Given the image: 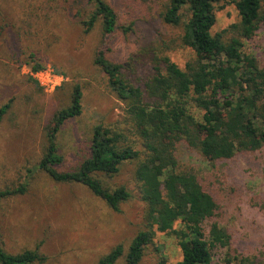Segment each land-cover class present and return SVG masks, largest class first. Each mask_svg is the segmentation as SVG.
<instances>
[{"label": "rangeland", "instance_id": "1", "mask_svg": "<svg viewBox=\"0 0 264 264\" xmlns=\"http://www.w3.org/2000/svg\"><path fill=\"white\" fill-rule=\"evenodd\" d=\"M107 1L118 13V28L104 35L99 25L85 32L82 22L93 10L88 0H0V107L10 104L0 123V190L29 182L26 194L0 204V235L9 252L35 249L46 255L47 261L40 264H98L118 244L128 251L138 231L145 229L146 204L135 177L137 160L123 163L115 174H94L110 190L124 186L130 191L131 197L118 209L82 183L58 182L36 169L47 149L49 127L59 110L71 104L76 84L83 91V110L56 136L60 171L76 170L89 157L98 124L131 137L126 104L95 64L97 51L129 64L127 75L136 85L153 74L156 56H168L181 68L195 57L192 48L178 41L182 26L167 24L161 17L169 0ZM235 1L228 0L217 11L212 34L239 20ZM261 4L264 10V0ZM129 25L131 30L124 31ZM244 49L264 67L263 25ZM41 70L58 76L57 83L40 85L35 74ZM194 113L202 118V111ZM133 145L143 149L138 142ZM179 162L180 170H193L214 189L236 251L264 252V146L211 161L185 143ZM225 251L215 252L212 264H223ZM162 257L175 263L182 259V250L174 235L158 232L139 264H159ZM124 263L121 258L116 264Z\"/></svg>", "mask_w": 264, "mask_h": 264}, {"label": "trees", "instance_id": "2", "mask_svg": "<svg viewBox=\"0 0 264 264\" xmlns=\"http://www.w3.org/2000/svg\"><path fill=\"white\" fill-rule=\"evenodd\" d=\"M88 2L93 10L82 22L85 32L98 25L104 35L116 31L118 13L114 6L107 0ZM227 3L228 0H169L161 17L167 24L182 26L178 41L192 48L195 57L181 68L168 56H156L154 72L142 85L128 77L129 64L114 62L104 50L97 51L95 64L106 74L113 93L126 104L130 138L123 130L98 124L89 157L76 170L58 169L62 157L56 136L67 120L82 113L80 84L73 87L71 104L59 110L49 127L47 149L36 169L58 182L86 185L113 209L131 197L130 191L124 186L110 190L94 174H115L123 163L138 161L135 177L146 204L145 229L138 231L128 251L118 244L98 264H116L121 258L124 264H139L158 232L174 235L182 250L181 260L169 263L162 257L159 264H212L220 249L226 250L223 264H264V252L245 255L236 251L233 235L222 223L224 212L214 189L193 170H180L179 165L185 143L189 150L198 149L211 161L228 160L239 152L264 146V67L244 49L264 26V10L261 0H236L239 20L212 34L216 13ZM131 27L124 26L123 30ZM9 107L10 104L0 107V123ZM194 110L203 112L201 119ZM132 142L140 143L143 149ZM28 190V181L1 189L0 204ZM46 261V255L35 249L9 252L0 235V264Z\"/></svg>", "mask_w": 264, "mask_h": 264}, {"label": "built area", "instance_id": "3", "mask_svg": "<svg viewBox=\"0 0 264 264\" xmlns=\"http://www.w3.org/2000/svg\"><path fill=\"white\" fill-rule=\"evenodd\" d=\"M39 84L45 88L54 86L57 83L58 76L54 75L50 70H41L35 74Z\"/></svg>", "mask_w": 264, "mask_h": 264}]
</instances>
